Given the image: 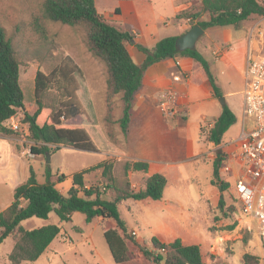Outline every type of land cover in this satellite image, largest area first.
<instances>
[{
  "label": "rangeland",
  "instance_id": "374dc122",
  "mask_svg": "<svg viewBox=\"0 0 264 264\" xmlns=\"http://www.w3.org/2000/svg\"><path fill=\"white\" fill-rule=\"evenodd\" d=\"M43 2L44 0H0V24L5 27L8 37L12 40L20 62V81L25 92V108L30 113H34L38 108L35 95L37 71L50 73L64 57H72L80 67L77 73L79 98L91 119H94L88 131L100 149L80 150L71 145L61 144L59 150L49 153L50 161L48 156L38 155L32 163L38 180L46 182L49 170L55 178L61 173L71 176L101 161H107L113 165L112 173H105L104 168L92 171L87 175L86 184L89 187L111 185L112 188L107 190L108 196L114 197L115 190H123L129 183L134 190L145 188V179L127 177L125 169L127 163L136 161L135 158L138 157L166 159L170 162L164 166L168 184L161 199L148 197L120 204L122 217L129 225L127 240L131 250L133 252L138 250L134 240L146 241L148 242L146 246L152 248L150 240L153 236L167 243L181 238L186 244L201 246L206 264H245L242 255L246 252L259 256L260 264H264V236L259 233L256 224L250 225L243 218L233 192L236 176L234 173L224 171L228 155L226 148L220 147L215 151V158L219 151L225 155L220 176L222 181L230 183V187L224 193V209L218 206L221 192L212 183L215 158L210 160L209 154H205L201 159H187L186 149L189 140L195 143L197 151L204 147L200 135L207 140L209 124L204 123L200 129V120L203 115L210 118L222 113L223 105L220 99L206 105L192 103L188 109L190 116L184 121L187 126L186 134L178 139L175 149H161V145L166 143V136L172 137L173 134L165 135L157 127L168 121L159 109L152 113L151 124L146 125L143 124L146 119L135 113V122H139L142 129L137 133L133 132L131 139L128 140V134H125L120 124L115 122L123 115L125 106L123 93L110 94L108 66L91 50L88 29L83 25L71 26L49 20L44 14ZM96 2L100 9L104 7L111 9L114 5L112 0ZM188 2L193 3L192 9L188 11L192 12L202 7L197 0ZM135 4L137 9L134 7ZM121 6L124 14L119 24L126 29L137 25L139 33L148 42L173 36L172 34L177 32L178 23L171 0L125 1ZM132 11L141 13V21L137 24ZM251 25L253 28L251 27L250 37L255 44L252 48L264 55V16H254ZM155 44L153 43L154 47ZM235 44L236 47L231 51L230 57H241L238 66L227 68L223 62H219L213 64V73L217 76L224 94H228V101L234 112L241 114L244 52L239 49L238 42ZM206 58L209 61L212 59L209 54ZM192 98L196 102L197 96L194 95ZM43 102L48 107L56 108L57 90L54 88L47 90ZM189 114L187 112V115ZM110 118L114 122L108 120ZM13 123L19 124L17 135L26 137L25 145L29 148L33 142L27 137L28 125L24 123L22 111L9 119L7 126L12 127ZM103 124L106 131L114 132L117 148L120 150L117 156H109L106 148V135L109 134L107 131L105 135ZM242 128V121L236 122L226 134L225 144L228 145L230 141L237 139ZM147 174L151 175L149 172ZM58 187L67 193L65 188L68 184L61 183ZM45 221L47 224L60 223L58 215L52 211L48 219L33 217L24 220L22 225L34 229L46 225ZM111 224L113 221L103 218L88 223L85 213L75 212L71 221L61 223L63 231L53 242L54 250L49 249L37 261L25 264H142L136 258L124 263L115 261L104 235L105 226ZM234 224L236 228L229 230ZM133 231L138 232V236L134 235ZM13 242V239H7L0 247V264H11L8 255L13 250ZM143 260L150 264L149 260L145 258Z\"/></svg>",
  "mask_w": 264,
  "mask_h": 264
},
{
  "label": "trees",
  "instance_id": "16d2710c",
  "mask_svg": "<svg viewBox=\"0 0 264 264\" xmlns=\"http://www.w3.org/2000/svg\"><path fill=\"white\" fill-rule=\"evenodd\" d=\"M200 1V10L181 12L177 19L190 18L192 27L199 24L206 30L215 26L240 25L252 16H264V0ZM43 9L45 16L53 22L71 26L83 25L88 29L91 50L108 66L110 94L123 93V115L115 122L120 124L125 134L130 130L134 99L143 86L144 74L156 62L178 56L192 57L208 75L214 97L219 99L224 95L208 59L198 48L179 50L176 46L178 36L162 38L153 49L137 43V47L146 55L145 61L137 64L127 47L128 43L136 41V35L102 15L97 9L96 0H44ZM204 13L210 14L209 20L201 19ZM79 71L80 67L70 56L64 57L50 73L38 70L35 78L38 108L30 113L25 108V92L20 81V62L16 49L5 27L0 24V131L17 134L19 130L7 126L6 122L22 111L24 123L28 125L27 137L33 142L30 146L32 154L47 156V153L59 150L61 144L80 150L98 151V146L85 127L92 119L78 95ZM50 88L57 90L56 108L48 107L43 102L44 93ZM108 120L114 122L111 118ZM237 121L236 113L227 103L208 131L207 140L216 145L222 144L226 132ZM108 134L114 141V132L109 130ZM224 156L221 151L217 153L212 179V183L221 192L218 205L220 209H224V193L230 187V183L222 181L220 176ZM101 168H104L105 173H112L113 165L101 161L71 176L61 173L57 178L49 170L47 181L42 183L38 180L35 169L31 167L28 180L16 188L13 203L0 212V246L8 237L15 240V246L9 254L11 264L37 261L62 233L61 223L71 221L73 213L78 211L86 214L88 223L100 218L113 221V224L105 226L104 235L117 263L130 262L136 258L142 264H149L143 260L145 258L150 264H206L201 246L186 244L181 238L167 243L153 236L150 240L152 248L146 246V241L134 240L138 250L133 252L127 240L129 228L122 217L120 204L128 199H161L168 179L165 174L155 172L146 179L145 188L134 190L128 182V187L116 190L115 198L109 199L107 190L112 188L111 185H105L106 190H103L99 186L88 188L86 184V176ZM149 168L150 163L147 161L129 162L125 167L126 175L129 177L130 171L148 172ZM70 177L73 184L65 194L58 185ZM110 179L112 180V176ZM52 211L58 215L59 224H46L34 229H27L22 225L24 220L33 217L48 219ZM235 228L236 224L231 225L229 230ZM243 261L245 264H260V257L246 252L243 254Z\"/></svg>",
  "mask_w": 264,
  "mask_h": 264
},
{
  "label": "crops",
  "instance_id": "0c3cea01",
  "mask_svg": "<svg viewBox=\"0 0 264 264\" xmlns=\"http://www.w3.org/2000/svg\"><path fill=\"white\" fill-rule=\"evenodd\" d=\"M112 1L114 2V5L112 6L111 9H107L105 7L100 9L98 5H97V9L102 15H104L114 24H116L117 26H119L124 30L132 31L136 35V41L134 43H128L127 47L130 53L132 54L134 61L137 64H142L146 59V55L143 51H141L137 47V43L143 44L153 49L154 48L153 43L157 44L159 39H154L152 40V42H148V40L141 33H139L137 25L132 26V28L130 29H126L119 24L124 14V10L121 5L124 4L125 1L135 2L137 0H119V1L112 0ZM197 1H199V5H200L201 1L200 0ZM171 3L173 7V13L174 15H176V20L178 23L177 32H175L172 35L180 36L183 33H185L187 30H189L192 27V25L190 23V18L177 19V15L180 14L181 12L192 9L193 3L188 2V0H171ZM134 7L135 9H137L136 4ZM198 10H200V8L194 9L193 11L196 12ZM131 13L135 18L136 24L138 21H141L140 12L132 11ZM209 18H210V14L204 13L201 19L209 20ZM253 18L254 16L242 22L240 25L215 26L205 30L204 35L201 36L200 39L198 40L196 48H198L199 51L202 52V54L205 57L208 54L212 57L211 61L208 60L210 62L212 71H213V64L216 65L219 62H223L227 68H234L238 66L241 57H230L231 51L234 50L236 47L235 43L238 42V45L240 47L239 49L241 50V52H244L243 61H244V68H245L244 74H245V70L248 64V52L252 48V46L255 45L250 37L252 30L251 27L253 26L251 25V20ZM166 25L169 26V24L167 23ZM216 52H219V56L215 54ZM222 72L224 73L225 71ZM176 75H180L181 79L175 80ZM215 77L218 82V78L216 75ZM199 82H202V84H200ZM168 90L181 91L184 94H186V98L183 99L184 111L181 114H178L174 117H166L161 113L168 121L159 124L157 127L165 135L173 134L172 137L166 136L167 137L166 143L161 145V149H166V150L175 149L177 147L178 139L182 135L184 136L186 134L187 126L184 121H187V117L190 116L188 109H190L192 103H198V104L202 103L206 105L208 102L215 103L216 100H218L213 95L214 91L204 68L198 62H196L192 57L178 56L175 58H167L162 61L156 62L152 66H150L145 72L143 78V86L135 95L134 104L132 108V119L130 123V130L128 132V140L131 139L133 132L137 133V131H140V129H142L140 123L135 122V113L141 115V117L146 119L144 120L143 123L144 125L151 124L150 117L152 113L155 110L159 109L158 107L159 97L161 93ZM194 95L197 96L196 102L192 98V96ZM224 95L227 98V103L230 105L228 101V94H224ZM202 104H200V106ZM187 112L189 115H187ZM220 115L221 113H219L218 115H213L210 118L206 115H203L200 120V129L203 128L204 123H208L209 124L208 131H209L214 121ZM236 115L238 117L237 123L239 121L243 122V109L241 114L236 113ZM8 121L6 122V125L8 124ZM93 122L94 119H92V122L90 124L85 125L87 130ZM232 127L233 126H231V128ZM102 128L106 135L107 131L104 124ZM229 130L226 132V134L229 132ZM226 134L224 136L223 143L220 145H216L215 143L202 138V135H200L204 147L199 149V151H197L195 143L192 140H189V142H187V149H186V153L188 155L187 159L188 160L190 159L195 160L196 158L201 159L205 154H209L211 160L215 158V153H216L215 151L218 148L225 147L226 150H230L231 147L225 144ZM106 138H107L106 148L108 149L109 156L119 155L120 150L117 148L116 140L112 141L107 135ZM25 141H26L25 136L19 137V135L17 134H6L0 131V212L6 210L13 203L15 199L14 194L16 188L28 180L30 176V169L31 167H33L32 166L33 160L36 159L38 156L35 154L32 155L30 153V147L28 148V146L25 145ZM210 146H212V148ZM98 149L100 148L98 147ZM135 159L149 162L150 168L148 172L151 174L155 172H161L163 174L166 173L164 170L165 169L164 166L170 163L168 160L163 158L154 159L151 157H138ZM148 172L130 171L129 178L130 179H133L134 177L142 178L145 179L146 181L148 176H150L147 174ZM63 184H68V187L65 188L67 190L64 189L65 191L68 192V190L73 184L72 178H67V180L63 182ZM134 185L136 184H133V186ZM215 193L217 194V189L215 190ZM115 196L116 193L114 197H109L107 194V198L109 199H113L115 198ZM131 200L134 199L123 200L122 203L130 202ZM44 223L47 224L46 221ZM136 235L138 236V232ZM7 239H13V237L6 238L4 242L1 244V246L7 241ZM13 241H14L13 242L14 243L13 248H14L15 240L13 239ZM53 242L51 243L48 250L49 249L54 250ZM25 262L28 261H24L21 264H25Z\"/></svg>",
  "mask_w": 264,
  "mask_h": 264
},
{
  "label": "built area",
  "instance_id": "2783aa9c",
  "mask_svg": "<svg viewBox=\"0 0 264 264\" xmlns=\"http://www.w3.org/2000/svg\"><path fill=\"white\" fill-rule=\"evenodd\" d=\"M215 54L219 56V52ZM180 79V75L175 76V80ZM242 95L243 128L240 136L228 143L234 147L226 151L224 171L236 176L233 192L243 218L250 225L256 224L264 236V55L253 48L248 52ZM185 98L181 91L168 90L161 93L158 107L164 116L174 117L184 111ZM11 128L17 130L19 124L13 123Z\"/></svg>",
  "mask_w": 264,
  "mask_h": 264
},
{
  "label": "water",
  "instance_id": "95a60500",
  "mask_svg": "<svg viewBox=\"0 0 264 264\" xmlns=\"http://www.w3.org/2000/svg\"><path fill=\"white\" fill-rule=\"evenodd\" d=\"M205 33V29L200 26L199 24L194 25L189 30H187L182 35L178 36L176 40V46L179 50L185 51L187 49H195L198 43V40L201 36ZM221 104L224 106L227 104V99L225 95L221 96L220 98ZM48 160L50 161V154L47 153Z\"/></svg>",
  "mask_w": 264,
  "mask_h": 264
}]
</instances>
